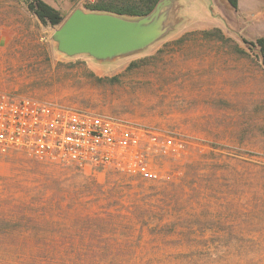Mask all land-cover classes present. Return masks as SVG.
I'll list each match as a JSON object with an SVG mask.
<instances>
[{"label":"rangeland","instance_id":"obj_1","mask_svg":"<svg viewBox=\"0 0 264 264\" xmlns=\"http://www.w3.org/2000/svg\"><path fill=\"white\" fill-rule=\"evenodd\" d=\"M44 1L63 20L94 2ZM182 2V9L173 0L164 8L170 16L157 40L98 60L58 51L53 32L60 24H43L25 0H0V91L110 115L175 145L155 162V181L37 160L22 149L0 152V264H96L98 257L83 263L60 252L64 244L80 246H70L77 238L68 229L119 200L123 209L137 203L139 192L153 212L135 220L128 246L113 242L118 253L101 264H264L258 37L234 28L225 0ZM215 27L222 39L201 32Z\"/></svg>","mask_w":264,"mask_h":264},{"label":"built area","instance_id":"obj_2","mask_svg":"<svg viewBox=\"0 0 264 264\" xmlns=\"http://www.w3.org/2000/svg\"><path fill=\"white\" fill-rule=\"evenodd\" d=\"M172 138L127 125L110 115L82 111L0 91V152L22 149L37 160L78 168H112L158 180L155 162L174 148Z\"/></svg>","mask_w":264,"mask_h":264},{"label":"trees","instance_id":"obj_3","mask_svg":"<svg viewBox=\"0 0 264 264\" xmlns=\"http://www.w3.org/2000/svg\"><path fill=\"white\" fill-rule=\"evenodd\" d=\"M158 0H94L85 6L88 11L97 12H111L118 15L128 17H139L147 15L154 8ZM228 5L236 9L238 0H225ZM27 9L33 13L43 24H49L52 26L59 25L63 21L62 14L53 6L45 2L44 0H25ZM204 34H216L219 38H223L222 32L219 28L215 27L211 30H202ZM255 45L258 47V51L261 57L262 64L264 65V35L256 39ZM241 52V50H240ZM137 197V203H132L129 206L119 200V203L113 207L105 208L98 213L92 215H80L74 220L75 229L66 234L70 238H77L76 241L70 243L71 247L75 244L74 249H70L64 244L60 247V252L66 254H75L80 256L79 261L98 257L96 264H101L100 258L105 254L111 256L113 259L118 253L119 248H115V245H119L121 241L123 244H127L131 239V235L127 231L133 228V222L136 220H143L149 217L148 215L153 212L154 204L150 203L149 196L144 192L135 194ZM139 200L141 201L139 203ZM157 223L155 225H159ZM166 224V223H163ZM126 230V231H124ZM136 240L139 235L135 237ZM109 245H108V244ZM121 244L120 246H122ZM56 253H58L56 251ZM69 257L67 260H69ZM108 264V262H107Z\"/></svg>","mask_w":264,"mask_h":264},{"label":"water","instance_id":"obj_4","mask_svg":"<svg viewBox=\"0 0 264 264\" xmlns=\"http://www.w3.org/2000/svg\"><path fill=\"white\" fill-rule=\"evenodd\" d=\"M171 2L158 0L150 13L136 18L76 8L54 30L56 48L67 56L86 54L98 60L143 49L165 32L170 13L164 8Z\"/></svg>","mask_w":264,"mask_h":264},{"label":"crops","instance_id":"obj_5","mask_svg":"<svg viewBox=\"0 0 264 264\" xmlns=\"http://www.w3.org/2000/svg\"><path fill=\"white\" fill-rule=\"evenodd\" d=\"M180 4L182 0H174ZM228 11L232 16V25L249 36L260 37L264 35V0H238L237 8ZM252 33V34H251Z\"/></svg>","mask_w":264,"mask_h":264}]
</instances>
